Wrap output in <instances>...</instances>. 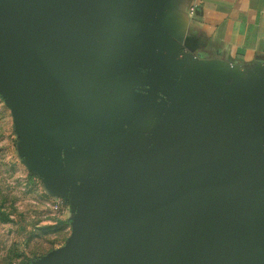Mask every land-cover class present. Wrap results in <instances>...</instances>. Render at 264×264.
Returning a JSON list of instances; mask_svg holds the SVG:
<instances>
[{"label":"crops","instance_id":"1","mask_svg":"<svg viewBox=\"0 0 264 264\" xmlns=\"http://www.w3.org/2000/svg\"><path fill=\"white\" fill-rule=\"evenodd\" d=\"M97 3L84 47L94 97L43 140L45 154L69 150L68 172H91L99 194L86 198L96 200L133 171L192 180L251 137L191 186L137 181L125 202L176 224L186 240L196 231L199 242L239 214L247 236L231 264H264V0Z\"/></svg>","mask_w":264,"mask_h":264},{"label":"water","instance_id":"2","mask_svg":"<svg viewBox=\"0 0 264 264\" xmlns=\"http://www.w3.org/2000/svg\"><path fill=\"white\" fill-rule=\"evenodd\" d=\"M97 1L0 0V94L15 104L28 164L44 176L54 194L69 197L72 212L71 237L41 264H231L247 236L237 226L239 214L227 216L202 242L196 231L186 240L176 224L127 207L133 202H125V192L137 181L185 189L231 162L251 137L232 157L192 180L176 183L133 171L96 200L86 198L99 194L93 191L91 172L86 180L68 172L69 150L63 157L45 154L43 140L59 136L94 97L97 82L84 47ZM84 200H90L86 213L77 214Z\"/></svg>","mask_w":264,"mask_h":264},{"label":"rangeland","instance_id":"3","mask_svg":"<svg viewBox=\"0 0 264 264\" xmlns=\"http://www.w3.org/2000/svg\"><path fill=\"white\" fill-rule=\"evenodd\" d=\"M10 96L0 94V264H41L73 232L69 197L28 164Z\"/></svg>","mask_w":264,"mask_h":264},{"label":"built area","instance_id":"4","mask_svg":"<svg viewBox=\"0 0 264 264\" xmlns=\"http://www.w3.org/2000/svg\"><path fill=\"white\" fill-rule=\"evenodd\" d=\"M195 9H196V5H193V6L190 8V13H191V14L194 13Z\"/></svg>","mask_w":264,"mask_h":264}]
</instances>
